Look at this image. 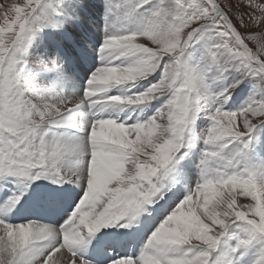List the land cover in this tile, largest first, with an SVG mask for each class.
I'll list each match as a JSON object with an SVG mask.
<instances>
[{"label":"snow or ice","instance_id":"1","mask_svg":"<svg viewBox=\"0 0 264 264\" xmlns=\"http://www.w3.org/2000/svg\"><path fill=\"white\" fill-rule=\"evenodd\" d=\"M242 2L252 12L230 13L224 5L231 7V0H119L111 10L123 22H133L141 9L151 10L136 21L137 31L105 39L100 54L106 63L75 102L42 100L37 75L28 72L21 59L33 34L41 30L35 13L43 0L0 4V188L13 178L26 189L48 178L86 189L60 228L35 221L7 223L3 217L15 211L27 193L11 197L0 212V264H92L81 250L96 233L124 221L121 226L128 228L142 216L155 220L157 213L167 214L141 256L121 258L117 264H211L212 253L236 222L249 226L237 250L264 243V168L249 164L250 142L245 141L264 125V100L238 112L225 111L223 105L243 80L215 95L208 82L212 76L215 83L239 72L264 83V43L253 51L234 24L238 18L249 28L257 19L252 13H264V4ZM197 38L204 41V71L184 60L185 50ZM132 57L136 59L126 66L116 64ZM54 65L42 61L39 68L53 72ZM162 66L163 77L146 91L108 95L154 76ZM164 97H169L165 106L146 123L127 126L101 118L109 107L149 105ZM204 98L218 106L205 138L209 148L203 154L202 181L169 212L170 202L178 198L169 173L187 155L182 152L185 132ZM86 105L99 111L96 119L81 123L76 113ZM60 128L86 132L88 139L55 135ZM237 143L239 150L226 158L225 150ZM80 158L85 161L82 169L66 171ZM241 196L251 202L240 203ZM256 264H264V254Z\"/></svg>","mask_w":264,"mask_h":264},{"label":"rangeland","instance_id":"2","mask_svg":"<svg viewBox=\"0 0 264 264\" xmlns=\"http://www.w3.org/2000/svg\"><path fill=\"white\" fill-rule=\"evenodd\" d=\"M10 1L11 0H0V3L5 4L7 2L9 3ZM83 1L85 0H43V3L41 4V6L37 9V12L35 13L36 22L39 25L41 30L33 34L31 42L29 46L27 47L26 51L24 52V54L21 56V59L24 61L28 72L37 75L36 87L38 89V95L44 101H49L53 98H58V99L65 98L67 96L66 94H68L69 92L73 90L77 91L75 92L77 97L82 98L84 96L83 92H85V90L87 89V82H88V79L90 80V77H87L88 79L82 78L80 76V72L84 71L87 73L89 71L87 70V66H86L87 58L96 59V57L93 56L92 54H89L84 60L85 63L77 62L79 60L75 59L74 62L70 66H65V64H63L62 62V57H60L61 50L58 53L54 51V49H61V48L64 49L65 47L63 44L56 43L55 41L57 39L54 41L55 37H58L59 34H62L63 36L66 37V32H68L71 36L69 38L75 40L76 33L72 31V27H75V28L77 27L76 22H77L78 17H76L77 15L75 14V11L77 10V6L80 5V3H82ZM86 1H88L89 3L93 2L95 6L98 4V6L100 8L102 7V9H104V11L109 15L107 27L103 29L104 32L102 31V35L104 37L105 35L104 33H106V30H108V33L105 35L104 38H106V36L108 37V35L128 34L130 32L137 31L139 28V24L136 21L144 19L151 10V6L141 9L140 12L137 13L136 19L133 22H123L119 20L117 16L111 10L114 4L118 3L119 0H86ZM24 2L25 0H14L9 5L13 3L23 5ZM251 3L264 4V0H251ZM224 6L230 13H233V14H235V12H243V13L252 12V9L248 7V4L246 2H242V0H231V7H229L228 5H224ZM106 9H108V12L106 11ZM95 13H97L99 17H101V19L105 17V14L99 10H97V12ZM252 14L257 19H256V22L253 23L249 28L247 29L244 28L239 23L238 18H234V24H236L238 31L241 32V35L245 37V42L248 44V46L253 51H256L257 45L260 43H264V13H260L259 11H256V12H253ZM0 24H2V20H0ZM95 28L97 29L96 26ZM253 37H255V39H253ZM100 38L101 37H98L95 40L96 41L95 45L97 48L99 47V45L101 47L102 44L104 43V38L102 39ZM61 42H64V38L61 39ZM83 46L84 45H80V47H83ZM100 47H99V50H100ZM53 52H55V54L56 53L58 54V59L54 57ZM98 59H100V57ZM51 60H55V65H58L57 61L60 60L62 65H64L65 67V70L61 71L59 79L55 78L54 80H52L50 77L48 78L49 76L48 73L41 71V69L39 68V64L42 61L45 63L51 64L52 62H54V61L51 62ZM184 60L185 62L189 63L192 67L197 68L201 71H204L207 68V61L205 59L204 41L197 38V40L191 43L190 46L185 50ZM97 62L98 61L93 62V65L90 67V70H92L93 74L96 72V70H98L101 66L105 64L104 61L101 63L99 62L97 63ZM72 69H74V72L76 74L74 75L79 79V81L81 79V81L83 82V85L78 84L77 86L75 84L78 83V80H73L69 78V71ZM70 74H73V73H70ZM162 77H163V66L161 67V70L158 71L154 76H150L146 80H141L138 83H136L134 86L127 85V86H121V87L130 88L131 90L129 91V94L132 96L135 90L137 89L140 90L138 93H135V94L142 93L146 91L152 84L157 83L159 79H161ZM61 79H64V80H61ZM214 80H215V77L212 76L209 78V81H208L213 86L210 88V91L212 92L213 95L219 93V92H216L214 86L216 87L217 90L220 89V91H223L225 88H230L231 85L236 83L238 80H243V83H241L239 87H237L234 91L231 92V97L234 96L233 108H231L230 105L228 104H224L225 106H223V110L225 111L238 112L242 110L243 108L247 107L251 103L264 100V83H262L259 80V78L255 76L250 75L245 79L241 73L232 72L228 74L226 78L223 79L222 81H217L213 83ZM56 81H58L59 83H55ZM47 82H50V84L53 83V86L55 89V91H53L52 94L50 95L46 94ZM121 87H120V91H121ZM115 92H119V91L115 89ZM168 98L169 97H164L161 99L167 100ZM200 103L202 106V110L199 112L198 117L195 119V121L189 125L188 129L185 132V136H184L185 147L182 150V152L187 153V155L185 159L180 161V163L175 164L173 166L171 172L169 173V177H168L169 182L172 184L173 182L172 179L174 180L176 178V175L178 174L180 167L187 160L188 155L192 154V151L196 150V152L198 153V156L196 159L200 166L201 179L198 177L194 179L193 189H195L197 184L202 181V175H203L202 160L204 158L203 154L209 148V146H207L205 143V138H206L207 131L212 125L210 116L212 115L214 108L218 106L213 101L208 100L207 98L202 99ZM197 122H199L200 130H205L206 132V134H204V136L202 137L196 136V134L192 133L191 131L193 124H197ZM132 125L134 124H129L127 126H132ZM54 131L56 132L60 131V134H58V136L62 135L66 137H75L81 140H85L88 138V136L86 135V132H83V131L72 130L71 132H68L67 128H60ZM245 141L250 142L249 149L247 150V157H248L249 164L256 168H264V125L258 126L249 137L245 138ZM240 147L241 145H239V143L233 144L229 149L225 150L224 156L226 158L230 157L232 154H234L235 151L239 150ZM79 160L85 163L84 158H80ZM12 180H10L8 183L5 184L9 189H13L12 188L13 185H18L17 182L24 184L22 181L15 180V178H13ZM47 182L50 183L52 186L58 185V184L52 183L51 180L48 178H42V179L37 180L34 184H32L31 188L34 186H40V185L43 186L45 185L44 183H47ZM70 184L71 183H64L62 185H59L57 189H55V191H57L60 199L58 200L56 198L57 195L53 192L56 197L54 199H49L48 202L45 204H49L50 201H58L60 205V209H62V207H64L65 203L69 199V201H72L73 205H75L77 200L82 195H84L86 189H83V191H81L82 189L81 188L79 191L75 192L74 188L72 189L73 186H71ZM173 189L174 188H172V191ZM25 192L27 194L29 192V189H26V187H25ZM186 196L187 195H183L181 197L176 198L173 202H170L171 204L168 207V211L170 212L175 207H177L179 203H181L183 199L186 198ZM74 198H76V200ZM239 202L247 203L251 201H250V198H245L241 196L239 197ZM45 204H43V206ZM12 214L16 216V219L13 222V224L20 223L19 221H17L19 219V216L16 213H12ZM166 214L167 213L163 215L158 214V217L155 220L152 219L151 220L152 223H156V224H154L148 230V232L156 228L158 224L164 219V216ZM60 215L61 213L56 214L55 220H52L55 222L54 223L55 225H53L55 228H60L59 223L62 219ZM31 219L32 217L29 214V219H24L25 223L29 222V220ZM57 219H58V222H57ZM21 222H24V221H21ZM124 222H121V223L118 222L117 225L120 226V229L118 228L119 230H124V227L121 226L122 223ZM109 229H112V228L108 227L106 229H103L102 232L105 233ZM248 230H249V226L245 224L244 222H236L232 224L229 227L227 234L222 239L218 249L214 253H212L211 264H256L260 256L264 254V243L255 242L248 248H240L239 250H237L238 245H239V240L247 237ZM105 252L107 254L106 253L104 254V251H103L104 255L99 257V262L97 264H110L109 258L106 259V257H108L109 255L108 254L109 252L107 251ZM114 252H115L114 256L116 257L117 251H114ZM123 254H125V256L127 255L125 252H123ZM122 257H124V255ZM127 257L130 258L129 256Z\"/></svg>","mask_w":264,"mask_h":264},{"label":"bare ground","instance_id":"3","mask_svg":"<svg viewBox=\"0 0 264 264\" xmlns=\"http://www.w3.org/2000/svg\"><path fill=\"white\" fill-rule=\"evenodd\" d=\"M13 1L14 0H11L9 3L7 2L5 4H3V3H0V4L6 6V5H9ZM97 10L103 12L105 14V17L101 19V17H99V15L97 13H95V12H97ZM75 14L77 15L76 17H78L77 22H76L77 27L76 28L72 27V31H74V33H76L75 40L69 38L71 36L68 32H66V37L63 36L62 34H60L57 37V40L55 42L58 44H63L65 46L64 49L63 48L60 49L61 50L60 57H62V62H63V64H65V66H70L74 62L75 59L79 60L77 62L85 63L84 60L89 54H92L93 56L96 57V59L95 58H87L86 66H87V70H89L87 73L84 71L80 72V76L82 78L88 79L87 77L91 78V76L93 75L92 70H90V67L93 65V62H95V61H98L99 63L103 62L101 60V54L99 53L100 52V50H99L100 45L97 48L95 45V43H96L95 40L98 37H101L100 39L104 38L105 35L108 33V30H106V33H104L105 35L103 37L102 31H103V29H105V27H107L109 15L104 11V9H102V7L100 8L98 6V4L95 6L93 2L89 3L86 0L77 6V10L75 11ZM95 26L97 27V29L95 28ZM98 29H99V31H98ZM108 37H109V35H108ZM108 37L106 36V38H104V41ZM62 38H64V42H61ZM103 44L100 47V49L103 47ZM80 45H84V46L80 47ZM60 47H62V46H60ZM97 57L98 58L100 57V59H98ZM134 60H135V57L122 58L121 60H117L116 63L118 65L126 66L127 64L132 63ZM52 61L55 62V60H51V62ZM57 62H58V65H54L56 68V71L47 72L49 75L48 78L50 77L52 80H54L55 78L59 79L61 71L65 70V67H64V65H62L60 60H58ZM104 62L106 63V61H104ZM74 65H72V66H74ZM58 72H60V73H58ZM70 73H73V74H70ZM74 74H75L74 69L70 70L69 71V78L73 79V80H78V83H76L75 85H77V86H78V84L83 85V82L81 81V79H80V81H81L80 82L79 79L75 76L76 74L75 75ZM61 80H64V79H61ZM88 81H89V79H88ZM55 83H59V82L56 81ZM87 85H88V82H87ZM120 87L114 88L108 95L109 96H117V95L131 96L129 94V91L131 90L130 88L121 87V91H120ZM214 88H215L216 92H221L220 89L217 90L215 86H214ZM115 89L119 92H115ZM53 91H55L53 83L50 84V82H47L46 94L50 95V94H52ZM139 91L140 90L137 89L133 92V94L138 93ZM75 92H77V91L73 90V91L69 92L68 94H66L67 96L65 98H62V99L63 100H71L73 102L78 101L80 98L77 97ZM83 94H84V92H83ZM239 95H241V94H239ZM233 98H234V96L231 97V100H229L226 103V104L230 105L231 108H233V106H234ZM167 100L166 99H159V100H156L149 105L109 107L105 112L101 113V118L113 119V120L117 121V123H124L126 125H129V124L135 125L137 123H146L151 118L156 116L158 111H160L165 106V104L167 103ZM223 106H225V105H223ZM98 111H99L98 109H92L90 106L86 105V106L82 107L81 109H78L76 115H77V117L81 123L91 122L97 118L95 113ZM72 130H75V129L67 128L68 132H71ZM191 131H192V133L196 134V136H199V137H202V136H204V134H206L205 130H200L199 122H197V124H193ZM58 134H60V131H57V132L55 131V135H58ZM86 135H87V133H86ZM197 156H198V153L196 152V150L192 151V154L188 155L187 160L180 167V170L178 171L176 178L174 180L172 179V181H173L172 185L174 188L173 191L178 193V197H181L183 195H187L189 190H194L193 189V183H194V179H196V177L201 179V177H200L201 176L200 175V166H199L197 159H196ZM83 166H84L83 161L78 160L75 163L69 165L68 168L66 169V171H68V172L76 171V170L82 169ZM12 181H14V180H12ZM15 182H17V181H15ZM17 184L18 185L12 186L13 189H9L6 185H4L2 188H0V212H3L5 205L7 204L8 200L11 197L25 193V185L21 184L19 182H17ZM44 184L45 185H43V186H41V185L40 186H34V187L29 189L28 194L24 195V198H23L21 204L16 208V210L3 217L7 223L12 224V225H21V224H27L29 222L35 221L41 225H50L51 224L50 226L54 227L53 225H55L54 224L55 222L52 220H55L56 214L61 213L60 216L62 217V219L59 223V225L61 227L69 219L70 214L72 213V211H74L75 207H77L79 205V201L83 198V195L77 200L75 205H73V202L69 201V199H68L67 202L65 203L64 207H62V209H60V205H59L58 201H50L49 204H45L48 202L49 199H54L56 197L54 195V193L57 195L56 198L58 200L60 199L57 191H55V189H57V187L60 184L54 185V186H52L48 182L44 183ZM70 185L73 186L72 189L74 188L75 192L79 191L81 189V187L78 184L71 183ZM83 189L84 188H82L81 191H83ZM74 199L76 200V198H74ZM175 199L176 198H174V200ZM43 204H45V205L43 206ZM25 211H27V212H25ZM12 213H16L19 216V219L17 221H19L20 223L13 224V222L16 219V216ZM29 214L31 215L32 219L29 220V222L25 223L24 219H29ZM158 214L159 213L155 214L156 217H158ZM151 220L152 219L147 217V216H142V217L138 218L137 220L133 221L131 223L130 227L124 228V230H119L120 229L119 225H117L118 227L112 226L111 227L112 229H109L110 231L104 230V231H106L105 233L102 232V230H103L102 229L99 233L95 234V238L91 239L90 244L82 247L81 251H82V255H83L84 259L91 260L92 264H97L99 262V257L103 256L106 253L105 251L109 252L108 253L109 255H108V257H106V259L114 256V253H115L114 251H117V255H116L117 260H110L109 259L110 264H117V261L119 259L128 258L127 256H129L130 258H132L134 260L138 259L145 250L147 240L151 237L152 233L156 230V228H154L153 230L148 232V230L154 224H156V223H152ZM21 221H24V222H21ZM57 222H58V219H57ZM93 244H96V245L94 246ZM122 250H123V252H125L127 254L126 256H125V254H123ZM103 251H104V254H103ZM123 255H124V257H122Z\"/></svg>","mask_w":264,"mask_h":264}]
</instances>
